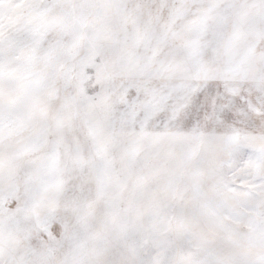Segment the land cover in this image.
Returning <instances> with one entry per match:
<instances>
[{
    "label": "snow or ice",
    "instance_id": "snow-or-ice-1",
    "mask_svg": "<svg viewBox=\"0 0 264 264\" xmlns=\"http://www.w3.org/2000/svg\"><path fill=\"white\" fill-rule=\"evenodd\" d=\"M0 264H264V0H0Z\"/></svg>",
    "mask_w": 264,
    "mask_h": 264
}]
</instances>
